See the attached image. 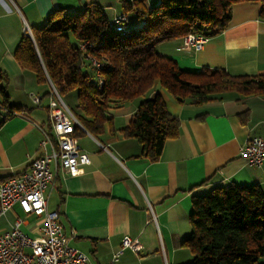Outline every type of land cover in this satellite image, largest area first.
Returning <instances> with one entry per match:
<instances>
[{
	"label": "crops",
	"instance_id": "obj_1",
	"mask_svg": "<svg viewBox=\"0 0 264 264\" xmlns=\"http://www.w3.org/2000/svg\"><path fill=\"white\" fill-rule=\"evenodd\" d=\"M133 1L0 0V72L7 77L9 106L24 113L22 117H7L0 125V181L22 173L40 155L44 135H52L50 95L44 96L50 84H37L33 74L22 70L13 57L25 28L31 32L42 27L55 10L74 14L87 5H97L111 20L124 15L122 2ZM157 1L146 0V4L150 7ZM260 9L258 2L234 4L227 28L208 38L199 51L186 49L182 38L159 43L155 51L186 72L209 69L224 70L231 76L264 75ZM156 92L167 111L179 120L178 137L164 143L158 161L140 157L137 141L119 132L106 128L96 139L79 128L75 137L90 164L75 176L52 167L54 180L44 193L47 208L58 213L66 235L75 232L69 245L85 254L89 264L187 263L192 255L182 242L191 231L193 195L228 184L259 185L264 190V162L254 167L240 156L247 141L264 138L263 97L225 92L211 95L208 103L196 107L179 104L154 86L143 97L110 110L114 130L124 128L139 103ZM34 97L40 98L38 105ZM244 112L247 119L242 123L239 115ZM17 218L25 220L21 227L24 233L36 236L40 221L24 215L18 205L0 216V233L8 231ZM124 236L136 240L141 250L124 249L114 261Z\"/></svg>",
	"mask_w": 264,
	"mask_h": 264
},
{
	"label": "trees",
	"instance_id": "obj_2",
	"mask_svg": "<svg viewBox=\"0 0 264 264\" xmlns=\"http://www.w3.org/2000/svg\"><path fill=\"white\" fill-rule=\"evenodd\" d=\"M242 2H258L264 20V0H146L122 2L129 34L108 27L109 19L97 5L79 13L55 10L42 27L23 35L13 57L22 70L33 74L39 85H52L62 98L75 92L71 110L82 129L98 138L109 129L141 147L140 157L159 160L164 143L179 133V120L172 116L159 93L142 100L128 124L114 130L111 109L143 97L154 86L177 103L202 106L210 96L236 92L243 97L264 98V75L231 76L224 70L186 72L160 56L155 46L188 34L212 38L222 33L231 8ZM136 21V26L130 20ZM85 43L91 47H82ZM89 58L100 64L96 68ZM7 77L0 72V111H21L8 104ZM50 95V91L44 96ZM9 117V116H7ZM247 112L239 115L244 123ZM80 131L75 128L74 136ZM191 231L182 242L192 259L184 264H264V190L259 185L236 184L211 188L191 197Z\"/></svg>",
	"mask_w": 264,
	"mask_h": 264
},
{
	"label": "built area",
	"instance_id": "obj_3",
	"mask_svg": "<svg viewBox=\"0 0 264 264\" xmlns=\"http://www.w3.org/2000/svg\"><path fill=\"white\" fill-rule=\"evenodd\" d=\"M108 27L118 33H130L125 15L112 18ZM25 35L32 39L28 27ZM207 40L199 34H188L182 37V44L186 49L199 51ZM82 47L91 46L85 43ZM89 61L96 68L100 67L94 59L89 58ZM39 101V97L33 98L34 104L38 105ZM1 111L9 117L24 116L21 111ZM48 114L52 135L46 134L40 141V155L22 173L0 181V216L18 205L24 215L34 216L40 225L36 228V236L32 237L21 229L25 220L17 218L8 231L0 233V264H89L85 254L69 245L75 232L71 231L69 236L64 233L58 213L48 210L44 196L54 180L52 167L75 176L81 167L90 164L74 136L75 128L82 127L51 85ZM240 156L248 165L260 167L264 162V138L247 141L240 148ZM124 249L138 253L141 246L136 240L124 236L114 261Z\"/></svg>",
	"mask_w": 264,
	"mask_h": 264
},
{
	"label": "rangeland",
	"instance_id": "obj_4",
	"mask_svg": "<svg viewBox=\"0 0 264 264\" xmlns=\"http://www.w3.org/2000/svg\"><path fill=\"white\" fill-rule=\"evenodd\" d=\"M129 24L136 26V21L131 19ZM47 97L48 96H46V98ZM61 99L63 100L64 104L69 107V109L74 111V109H75L74 103H76V93L75 92H71V93L65 95L64 97H62Z\"/></svg>",
	"mask_w": 264,
	"mask_h": 264
},
{
	"label": "water",
	"instance_id": "obj_5",
	"mask_svg": "<svg viewBox=\"0 0 264 264\" xmlns=\"http://www.w3.org/2000/svg\"><path fill=\"white\" fill-rule=\"evenodd\" d=\"M52 86V85H51ZM7 118V114L4 111H0V125L3 123V121Z\"/></svg>",
	"mask_w": 264,
	"mask_h": 264
}]
</instances>
